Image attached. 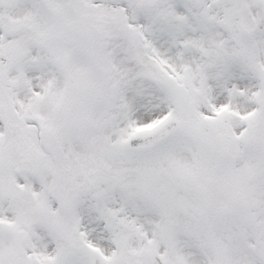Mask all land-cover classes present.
<instances>
[{
  "label": "snow or ice",
  "instance_id": "1",
  "mask_svg": "<svg viewBox=\"0 0 264 264\" xmlns=\"http://www.w3.org/2000/svg\"><path fill=\"white\" fill-rule=\"evenodd\" d=\"M0 264H264V0H0Z\"/></svg>",
  "mask_w": 264,
  "mask_h": 264
}]
</instances>
